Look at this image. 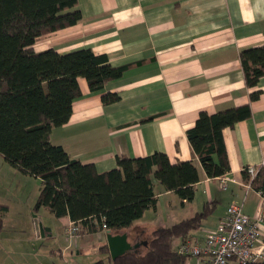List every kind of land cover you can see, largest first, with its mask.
Instances as JSON below:
<instances>
[{
    "label": "crops",
    "instance_id": "crops-1",
    "mask_svg": "<svg viewBox=\"0 0 264 264\" xmlns=\"http://www.w3.org/2000/svg\"><path fill=\"white\" fill-rule=\"evenodd\" d=\"M76 9L81 14L78 22L41 35L32 49L53 48L63 54L90 48L106 55L114 66H130L99 92L90 91L86 79L79 77L81 95L73 100L68 121L50 131L51 142L72 158L93 163L98 172L115 167L121 155L141 157L160 151L172 163L191 160L199 173L193 199L182 202L173 197L167 203L172 216L183 217L176 222L206 211L187 239L202 240L230 203L241 204L249 216L264 218L262 194L242 178L246 167L264 171V76L254 88H247L239 60L242 49L264 45V0H77L69 10ZM253 89L261 93L250 100ZM105 92H115L119 99L104 104ZM246 103L251 116L223 130L230 171L222 188L218 176L204 173L186 130L201 111L213 113ZM156 184L163 194L173 192L154 180L157 200L155 207L148 208L154 211L160 198ZM33 185L39 193L40 179L19 172L0 154V264H54L53 249L49 254L30 246L35 227L28 215L34 212L37 199ZM12 202L20 205L19 212L12 213ZM46 211L44 207L34 216L44 227L36 237L52 235L53 227L45 228L48 223L42 220ZM59 219L64 232L72 221L67 215ZM133 223L121 232L131 242L142 240L143 234L132 230ZM83 230L79 238L89 234L106 239L104 230Z\"/></svg>",
    "mask_w": 264,
    "mask_h": 264
},
{
    "label": "trees",
    "instance_id": "trees-1",
    "mask_svg": "<svg viewBox=\"0 0 264 264\" xmlns=\"http://www.w3.org/2000/svg\"><path fill=\"white\" fill-rule=\"evenodd\" d=\"M77 0H0V154L19 172L39 178L41 187L34 212L45 207L55 217L67 215L80 225V232L118 233L155 207L154 180L175 192L182 202L194 197L199 173L191 160L172 163L160 151L141 157H116L115 167L98 172L93 163L72 158L50 140V131L68 121L72 102L81 95L78 78L86 79L92 92L119 78L130 65L114 66L106 55L90 48L60 54L53 48L40 52L32 44L43 34L75 24L79 10H69ZM244 82L254 88L264 76V45L239 52ZM261 90L253 89L250 100ZM104 104L119 95L105 92ZM249 103L201 111L186 136L204 173L217 177L230 171L223 130L251 116ZM242 178L264 199V171ZM206 211L154 229L147 244L126 252L110 264H184L189 257L177 251V240H185L197 228ZM103 225L105 226L103 228ZM3 227L0 218V230ZM180 243V242H179ZM101 249L108 251L105 243ZM92 264H105L103 259ZM249 264H264V260Z\"/></svg>",
    "mask_w": 264,
    "mask_h": 264
},
{
    "label": "built area",
    "instance_id": "built-area-1",
    "mask_svg": "<svg viewBox=\"0 0 264 264\" xmlns=\"http://www.w3.org/2000/svg\"><path fill=\"white\" fill-rule=\"evenodd\" d=\"M253 177L256 167H246ZM221 187H226L227 174L217 177ZM264 218L249 216L242 205L230 203L214 229L208 230L202 240L185 239L177 246L182 255L194 257L192 264H249L264 260ZM105 226L103 225V228ZM80 225L70 222L65 229L67 239L72 242L80 235Z\"/></svg>",
    "mask_w": 264,
    "mask_h": 264
},
{
    "label": "rangeland",
    "instance_id": "rangeland-1",
    "mask_svg": "<svg viewBox=\"0 0 264 264\" xmlns=\"http://www.w3.org/2000/svg\"><path fill=\"white\" fill-rule=\"evenodd\" d=\"M155 185V190L159 193V203L158 210L154 211L152 209L146 210L145 214L142 218L134 221L132 230L136 233L143 234L142 240H149L151 231L158 226H169L176 222L178 219L183 217H174L171 215V210L168 208V202L174 198H177L178 195L175 192H172L171 195L163 194L162 188ZM33 195L38 196V189L35 185H33ZM161 190V191H159ZM161 192V193H160ZM191 202V201H188ZM12 213L20 211V205L18 203L12 202ZM24 207V206H22ZM16 209V210H15ZM44 207H41V210L38 213L30 212L28 215V219L33 220L36 214H40L43 211ZM24 212V208L22 211ZM171 215V217L169 216ZM215 214V213H214ZM212 218L209 217L206 220H210ZM42 220L48 223L45 228L50 229L53 227V232L51 237L46 235H42L36 237V233L34 231L33 242L31 245L28 241L25 243V246H34L35 248H40L41 251H50V259L54 262V264H92L96 260L103 259L105 264H110L108 256L109 252L101 249V246L106 243V239L102 238L101 240L96 235H86L82 238L77 237L73 240V242H69L65 235V231L63 232L61 220L59 217L53 216L51 213L46 211V214L43 215ZM50 234V233H49ZM69 244V248L63 249L65 245ZM72 245V246H71ZM144 246L141 245L139 248L142 250ZM62 251V254H61ZM195 261L194 257H188L184 264H192Z\"/></svg>",
    "mask_w": 264,
    "mask_h": 264
},
{
    "label": "water",
    "instance_id": "water-1",
    "mask_svg": "<svg viewBox=\"0 0 264 264\" xmlns=\"http://www.w3.org/2000/svg\"><path fill=\"white\" fill-rule=\"evenodd\" d=\"M34 227L37 235L38 232L40 234L44 232L42 222L37 217H34ZM105 237L111 260H115L118 256L129 251L137 250L141 245L145 246L147 244V240L129 241L126 232L112 233L106 231Z\"/></svg>",
    "mask_w": 264,
    "mask_h": 264
}]
</instances>
